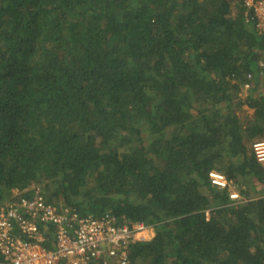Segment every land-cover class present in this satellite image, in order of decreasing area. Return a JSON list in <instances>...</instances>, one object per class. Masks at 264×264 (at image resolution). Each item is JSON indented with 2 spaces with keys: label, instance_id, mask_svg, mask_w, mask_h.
I'll return each mask as SVG.
<instances>
[{
  "label": "trees",
  "instance_id": "trees-1",
  "mask_svg": "<svg viewBox=\"0 0 264 264\" xmlns=\"http://www.w3.org/2000/svg\"><path fill=\"white\" fill-rule=\"evenodd\" d=\"M263 45L240 0H0V203L141 221L129 264H264Z\"/></svg>",
  "mask_w": 264,
  "mask_h": 264
},
{
  "label": "built area",
  "instance_id": "built-area-1",
  "mask_svg": "<svg viewBox=\"0 0 264 264\" xmlns=\"http://www.w3.org/2000/svg\"><path fill=\"white\" fill-rule=\"evenodd\" d=\"M240 2L245 22L264 38V0ZM258 66L264 70V60ZM249 87V82L243 85L244 90ZM252 154L264 165V140L252 144ZM208 179L220 189L227 188L231 200L240 201L223 174L210 171ZM150 232L151 227L141 221L118 219L109 212L82 214L74 207L55 205L40 187L28 196L0 203L2 264H129V247L149 240Z\"/></svg>",
  "mask_w": 264,
  "mask_h": 264
},
{
  "label": "crops",
  "instance_id": "crops-1",
  "mask_svg": "<svg viewBox=\"0 0 264 264\" xmlns=\"http://www.w3.org/2000/svg\"><path fill=\"white\" fill-rule=\"evenodd\" d=\"M259 81L261 83V87H264V73L259 75Z\"/></svg>",
  "mask_w": 264,
  "mask_h": 264
},
{
  "label": "rangeland",
  "instance_id": "rangeland-1",
  "mask_svg": "<svg viewBox=\"0 0 264 264\" xmlns=\"http://www.w3.org/2000/svg\"><path fill=\"white\" fill-rule=\"evenodd\" d=\"M14 194H16V191L14 192ZM151 233V234H150ZM149 234L151 235L150 237H152V232H150Z\"/></svg>",
  "mask_w": 264,
  "mask_h": 264
}]
</instances>
